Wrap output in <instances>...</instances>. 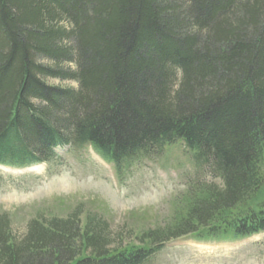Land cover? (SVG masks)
<instances>
[{"label":"trees","instance_id":"16d2710c","mask_svg":"<svg viewBox=\"0 0 264 264\" xmlns=\"http://www.w3.org/2000/svg\"><path fill=\"white\" fill-rule=\"evenodd\" d=\"M177 143L218 184L171 225L127 238L77 208L16 236L2 213L0 264H146L264 231V0H0V164L90 147L120 176Z\"/></svg>","mask_w":264,"mask_h":264},{"label":"rangeland","instance_id":"374dc122","mask_svg":"<svg viewBox=\"0 0 264 264\" xmlns=\"http://www.w3.org/2000/svg\"><path fill=\"white\" fill-rule=\"evenodd\" d=\"M47 83L76 88L70 81ZM54 160L24 170L0 168V214L8 216L16 236L32 219L65 217L79 208L83 215L102 216L113 233L128 238L130 231L135 236L171 225L184 215L198 184H218L181 143L132 164L120 177L89 148L56 150ZM147 264H264V234L241 241L183 238Z\"/></svg>","mask_w":264,"mask_h":264}]
</instances>
